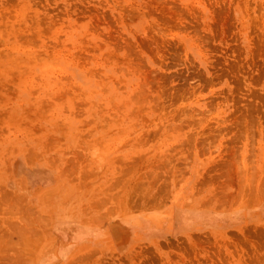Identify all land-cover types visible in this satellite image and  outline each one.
<instances>
[{
  "label": "rangeland",
  "instance_id": "obj_1",
  "mask_svg": "<svg viewBox=\"0 0 264 264\" xmlns=\"http://www.w3.org/2000/svg\"><path fill=\"white\" fill-rule=\"evenodd\" d=\"M0 264H264V0H0Z\"/></svg>",
  "mask_w": 264,
  "mask_h": 264
}]
</instances>
